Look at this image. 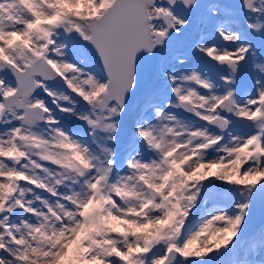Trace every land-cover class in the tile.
Here are the masks:
<instances>
[{"label":"snow or ice","instance_id":"6c2138e0","mask_svg":"<svg viewBox=\"0 0 264 264\" xmlns=\"http://www.w3.org/2000/svg\"><path fill=\"white\" fill-rule=\"evenodd\" d=\"M0 264H264V0H0Z\"/></svg>","mask_w":264,"mask_h":264}]
</instances>
